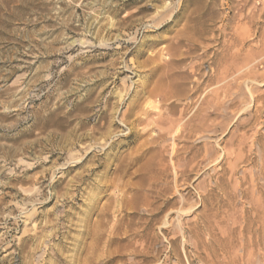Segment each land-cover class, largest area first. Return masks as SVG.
I'll return each instance as SVG.
<instances>
[{
    "label": "rangeland",
    "instance_id": "1",
    "mask_svg": "<svg viewBox=\"0 0 264 264\" xmlns=\"http://www.w3.org/2000/svg\"><path fill=\"white\" fill-rule=\"evenodd\" d=\"M0 264H264V0H0Z\"/></svg>",
    "mask_w": 264,
    "mask_h": 264
}]
</instances>
